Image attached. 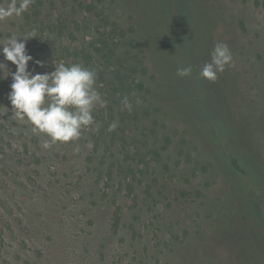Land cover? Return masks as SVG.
Instances as JSON below:
<instances>
[{"label":"rangeland","instance_id":"rangeland-1","mask_svg":"<svg viewBox=\"0 0 264 264\" xmlns=\"http://www.w3.org/2000/svg\"><path fill=\"white\" fill-rule=\"evenodd\" d=\"M44 2V14L55 20L62 12L73 22L84 20L73 25L72 47L101 39L110 44L89 64L98 69L97 91L107 104L94 110L98 131L83 130L79 140L44 149L49 137L12 111L11 76L0 80V264H264V233L256 231L262 227L254 218L239 223L236 195L250 193L255 208L264 209L263 182L254 175L237 178L230 163L246 148L264 174V0H203L210 51L222 41L234 56L215 82L198 75L195 45L180 32L174 1L172 28L159 29L164 55L152 31L167 24L160 8L151 18L141 16L133 0H96L82 13L62 0ZM26 12L0 21V43L34 31L26 47L47 65L37 72L79 62L58 52L67 44L62 37L43 44L39 22ZM107 64L125 71L127 84L122 87ZM187 65L191 75L178 76L177 68ZM122 90L131 111L122 108ZM217 102L239 138L217 126L226 118ZM114 120L118 127L108 132ZM203 129L214 131L215 153ZM257 236L262 241L256 244Z\"/></svg>","mask_w":264,"mask_h":264},{"label":"clouds","instance_id":"clouds-1","mask_svg":"<svg viewBox=\"0 0 264 264\" xmlns=\"http://www.w3.org/2000/svg\"><path fill=\"white\" fill-rule=\"evenodd\" d=\"M33 0H10L7 5H0V21L12 16H21L28 11ZM23 37L24 39H18ZM36 37L33 31L28 35L13 33L4 42L0 43V80L11 76L10 91L7 97L11 103L16 118L27 120L33 131L49 137L42 144L44 149H50L57 143H69L79 140L83 130L93 132L99 130L93 113L97 105L103 108L107 101L97 91V73L94 69L82 63H54V70L37 72L36 68H46L43 60L34 58L27 49V39ZM10 61L15 70L6 63ZM33 67L29 68V62ZM234 56L228 44L222 41L215 43L210 61L206 62L199 71L201 78L215 82L219 74L231 67ZM10 69L7 75L4 69ZM192 66L177 68L180 77L189 76ZM139 103V100H137ZM123 109L132 110V103L128 96L121 100ZM118 121H112L107 128L108 132L116 130ZM92 149L94 145L88 142L85 145ZM75 151L79 152L77 147Z\"/></svg>","mask_w":264,"mask_h":264},{"label":"trees","instance_id":"trees-1","mask_svg":"<svg viewBox=\"0 0 264 264\" xmlns=\"http://www.w3.org/2000/svg\"><path fill=\"white\" fill-rule=\"evenodd\" d=\"M54 3L57 2V0H52ZM175 3L176 8H177V15L175 14V16H177V23L179 24L181 30L180 32L182 34H184V37L191 42V44L195 45V49H196V55L199 59L200 62V66L202 68V66L209 61L208 59V55L211 53L210 51V47L209 44L211 43V37H210V29L207 28V24L209 25V18L208 16L205 14V7L203 4V0H133V4L135 6L136 11L138 12H142L141 16L146 14L151 18H155L154 17V13L160 8L161 13H164L167 15V24L163 25V24H159L156 26V28H152V31L154 32V37L159 39V42L162 45V50H163V55H164V45L162 43V37L160 35V27H168V28H172L171 24L173 23V19H175V16L172 19V12H171V4ZM63 4L66 6V9L68 10H78L79 13H82V9H90L91 7L96 3V0L90 1V4H86L88 3L87 0H62ZM44 0H34L33 3L31 4V6H29L28 9V13L27 14V19L30 20V17H32V15H34V17L36 18L35 20L39 25L38 28V32H39V38L44 37L43 44L48 43L50 44V40L52 39L53 36H58L59 38L62 37L65 40V43H67L66 45H64V48L62 47V49L60 51H58V47H54V51H58L61 52V54H65V55H69L70 58H75V60L79 61L77 63H81V60L83 61L82 63H84V65L86 67H90V63L94 61V58L97 56L96 53H101L102 51H104L105 47H111L110 44L105 41V40H99V42L104 43L103 45H101V43L99 44V42L94 41L91 45H86L83 42L78 46V47H72L70 44V41H73L74 37H75V32H74V28L78 27V26H82L83 25V21L80 19H77L76 21L73 22L72 18H71V14H65V13H61L60 15L57 16V20H55L53 17L44 14V10H46V8H42L43 4H44ZM95 7V6H94ZM138 7V8H137ZM70 16V17H69ZM42 18V19H41ZM170 19V20H169ZM74 23L76 24V27L73 26ZM29 25V24H28ZM205 25V33L202 32V26L204 27ZM163 29V28H162ZM169 31V30H168ZM144 32V30H143ZM172 31H170V35H171ZM103 34V33H101ZM148 40V37L146 36L145 33V40ZM67 41V42H66ZM138 40H134V42H132L133 44ZM138 43V42H137ZM94 46H96L97 48H95ZM97 51V52H96ZM42 53H45V51L42 50ZM106 53V52H105ZM111 53L114 54L115 50L111 48ZM104 60L106 63L107 58H111L109 54H105L104 56ZM142 59H144L143 56H138V60L140 62H142ZM93 60V61H92ZM157 60V59H156ZM122 61H125V58L122 59ZM122 64V63H121ZM106 66V64H105ZM107 67H111L110 65L107 64ZM113 69H115L114 71H117V79L119 81H121V85L122 87L124 86V84H127L128 80L127 77H125L124 74H126L125 71H119L117 70L116 65L112 66ZM111 67V68H112ZM92 69H94L96 72H98V69L95 67H90ZM146 69V67H144ZM110 69V68H109ZM222 74V73H220ZM115 84L116 82L113 81ZM139 86L142 88L143 84H139ZM125 90V88H123ZM122 96H125V92L122 90L121 91ZM217 107L220 110V114L222 116H225L226 118L224 119V117H221V119L219 118L217 120V126L219 127V129L224 132V131H229L230 134L235 135L237 138H239V136H237L236 134V128H234L235 126V122H232L231 119H228V117L226 116V112H223V109L220 108V105L217 102ZM183 111H185L184 108H182ZM224 119V120H223ZM201 131V129H200ZM206 135V139L208 141V149L211 150L210 152H214L215 153V148L217 145H214V131L212 129H208V132L206 130H202ZM216 144V143H215ZM207 149V150H208ZM252 155L251 152L249 150L244 151V154L241 155L240 158H236L234 157L231 160V166L232 168L235 170L234 172H237V178H239V176L241 177H248L249 175H254L256 178H261L263 184L260 185H264V174H263V164L261 163V161L257 162H252L250 160H248L249 156ZM217 157L215 158V161L217 162V164L219 165L220 168H223V173L225 175L226 180L228 181V183L231 182V180L233 179V177H231L232 175L228 174V172L224 169V162L221 159V157L218 156V154L216 155ZM248 165V168L246 169V167H244L243 164ZM251 164L253 165V167H251ZM250 165V166H249ZM254 169L257 170V172H254ZM239 188H243L244 184L239 182ZM236 185V184H235ZM262 193V191H261ZM239 194V195H238ZM237 195V206H238V210H239V214H240V222H242L243 220H252L254 221L252 218L258 220V222L260 223L262 230H256L258 234H262L264 233V209L261 208V210H258L257 208H255L254 202H253V195H251L250 193H246L241 191L238 192ZM261 196L263 197V204H264V192L261 194ZM239 230V229H238ZM255 231V232H256ZM255 239V238H254ZM256 242V244L260 241H262L261 239H259V237L257 236V239L254 240ZM261 244H259L260 246Z\"/></svg>","mask_w":264,"mask_h":264}]
</instances>
